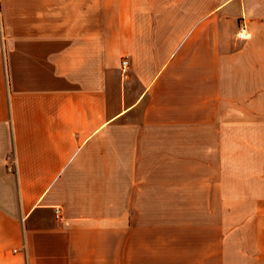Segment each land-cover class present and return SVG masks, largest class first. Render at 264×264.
Masks as SVG:
<instances>
[{"label": "crops", "instance_id": "obj_1", "mask_svg": "<svg viewBox=\"0 0 264 264\" xmlns=\"http://www.w3.org/2000/svg\"><path fill=\"white\" fill-rule=\"evenodd\" d=\"M242 149L264 0H0V264H260Z\"/></svg>", "mask_w": 264, "mask_h": 264}, {"label": "rangeland", "instance_id": "obj_2", "mask_svg": "<svg viewBox=\"0 0 264 264\" xmlns=\"http://www.w3.org/2000/svg\"><path fill=\"white\" fill-rule=\"evenodd\" d=\"M248 155H251V156L248 158ZM263 155H264L263 152L259 149H256L255 155L253 153L250 154L247 149H242L241 162L236 163V164L226 165L227 166L226 170H228L230 172L243 173V174L251 172V171H253L252 168H253V166L255 167V164L254 165H253V163L249 164L248 161L251 158H253L257 162L256 163L257 171L261 173V172H263V167H264V164H262L260 162L261 159L264 158ZM249 184H250V181L248 179H239V180L230 179V180L226 181L227 188L230 190H233V191L236 189L237 190L241 189L242 191H248ZM256 186H257V189H263L264 180L258 179ZM179 215H182V213H180ZM193 216L199 217L196 219H204L205 221H207L209 219V217L211 216V213H209V212H194ZM204 230H205V232H208L207 228H205ZM262 245L264 246V244H262ZM260 264H264V255H262V259L260 261Z\"/></svg>", "mask_w": 264, "mask_h": 264}, {"label": "built area", "instance_id": "obj_3", "mask_svg": "<svg viewBox=\"0 0 264 264\" xmlns=\"http://www.w3.org/2000/svg\"><path fill=\"white\" fill-rule=\"evenodd\" d=\"M247 35L246 33V28L244 26H242L239 31H238V34L237 36L241 39L245 38ZM127 64H128V61L126 59L122 60V72L124 73V77H125V72H126V69H127ZM55 215H56V218L58 219H61V211H60V208L59 207H56L55 208Z\"/></svg>", "mask_w": 264, "mask_h": 264}]
</instances>
